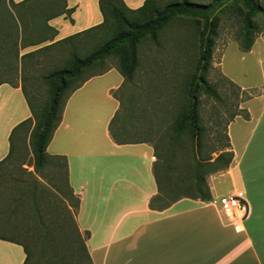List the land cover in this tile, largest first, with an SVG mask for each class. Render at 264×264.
I'll return each instance as SVG.
<instances>
[{"label": "rangeland", "instance_id": "rangeland-1", "mask_svg": "<svg viewBox=\"0 0 264 264\" xmlns=\"http://www.w3.org/2000/svg\"><path fill=\"white\" fill-rule=\"evenodd\" d=\"M194 1L210 5L215 0ZM262 2L264 4V0ZM46 4L43 8L37 5L38 8L31 11L12 9L10 12L5 2H0V83L19 84L26 102L28 99L36 109L48 102L50 88L57 84L48 79L50 75L70 68L73 54L84 59L113 36L112 29L101 28L71 41L26 47L28 42L46 34L38 25L41 18L45 14H56L58 3L48 0ZM238 6L237 0L215 3L217 34L210 66L203 79L217 92L219 100L206 94L201 83L196 100L189 94V84L200 56L203 28V24L194 18H174L158 30L156 42L149 36L139 40L138 67L133 79L124 81L121 90L115 92L121 107L112 124V132L118 131L119 124H124L126 141L149 142L160 162L171 163V178L180 175L185 179L181 195H188L187 184L192 181L196 166L188 132L173 142V125L179 113L196 101L197 130L194 133H199L197 154L200 159L209 158L212 162L227 143L228 123L234 115L244 118L246 112L241 110L242 104H247L245 109L250 108L255 117L264 104V35L256 38L250 52L240 50L236 41L240 27L235 10ZM258 23L264 33V14L258 18ZM119 61V54L111 53L70 81V89L100 72L103 74L111 68L118 70ZM247 98L250 99L245 100ZM10 111L5 108L4 114ZM243 126L247 127L242 120H236L231 129L239 151ZM19 132H14L11 138L15 144L12 143L14 152L11 158L0 166V236L25 245L31 254L30 264H87L80 245L75 241V200L66 188L64 164L50 161L36 169L29 140L25 145L21 143ZM215 175L205 176L207 184ZM219 179L212 180L216 188L224 187V179ZM13 199L23 205L13 214L16 217L7 219L15 205Z\"/></svg>", "mask_w": 264, "mask_h": 264}, {"label": "crops", "instance_id": "crops-1", "mask_svg": "<svg viewBox=\"0 0 264 264\" xmlns=\"http://www.w3.org/2000/svg\"><path fill=\"white\" fill-rule=\"evenodd\" d=\"M2 1L11 12L43 8L48 0ZM54 1L58 3L55 13L61 15L45 14L38 25L46 34L26 47L56 44L103 22L99 0ZM122 1L136 10L145 0ZM124 81L115 68L87 79L67 98L46 149L51 161L66 165V188L75 200L78 231L88 233L85 247L91 263L264 264V104L256 117L242 104L247 118L238 115L228 123L224 151L232 153V159L226 170L211 176L213 181L224 179V187L216 188L212 180L207 184L211 198L244 193L249 214L237 233L210 201L181 198L162 210L150 207L158 194L153 146L146 141L117 144L109 133L121 107L115 92ZM5 108L11 111L4 114ZM29 118L21 86L1 82L0 162L9 154L12 130ZM236 120L247 126L241 127L240 151L231 133ZM25 260L23 246L0 240V264H24Z\"/></svg>", "mask_w": 264, "mask_h": 264}, {"label": "trees", "instance_id": "trees-1", "mask_svg": "<svg viewBox=\"0 0 264 264\" xmlns=\"http://www.w3.org/2000/svg\"><path fill=\"white\" fill-rule=\"evenodd\" d=\"M238 6L235 10L240 19V27L237 33L236 41L242 52L248 53L252 50L256 38L259 35H264L261 32V27L258 23V18L264 14V4L262 0H237ZM222 3V0H215L210 5H203L196 3L194 0H145L143 5L131 10L125 6L122 0H99V10L103 17V22L99 26L93 27L78 35L69 37L62 42L71 41L76 37L83 36L94 32L101 28L112 29V39L101 47L98 51L90 54L82 59L73 54L70 68L53 73L48 78L51 81L57 82L55 86L50 88V99L43 104L40 109H36L31 105L27 99V104L31 111V118L20 123L10 134L9 137V154L7 158L0 162V166L5 164L14 152L11 138L14 132L20 130L18 139L25 145L31 147V153L34 158V167L36 169L42 168L46 163L53 158L46 153L47 146L53 138V135L61 122L62 112L65 102L69 95L78 89L86 80L79 86L70 89V81L77 78L84 70L89 69L96 63L102 62L107 56L113 52H117L120 57L118 71L126 81L133 79V76L138 67L137 44L142 38L149 36L156 42V34L163 26L168 24L174 18H194L196 21L203 24L200 33V56L198 58L194 74L189 84V94L196 100V93L199 83H201L204 92L209 94L214 99L219 100V95L204 79V74L207 72L211 62V56L214 47V38L218 27V18L215 16V3ZM71 11L65 14L69 15ZM57 13L55 16H60ZM32 54V53H30ZM26 56V55H25ZM102 74V73H101ZM89 79V78H88ZM230 85H234L229 81ZM235 86V85H234ZM251 98V97H250ZM247 98L245 100H248ZM197 104L196 101L191 105L185 107L178 115L174 125V143L179 141L182 134H189L191 142V156L196 168L193 170L194 177L192 181H188V195H181L182 185L185 184V179L180 175L171 178V163L160 162L159 157L155 155L156 161L154 163V177L157 185V196L151 201L150 207L157 209H165L172 203L181 198L198 199L202 202L211 201V195L208 185L205 180L206 175L226 170L231 162L232 153L225 152L228 147V136L226 145L220 151V154L210 162L209 158L200 159L198 150L199 133H194L197 126L196 115ZM118 114L112 120L109 126V133L113 141L117 144H128L126 141L124 124H119L116 132H112V124L116 120ZM238 115H234L235 118ZM247 118V113L244 116ZM14 144V143H13ZM15 145V144H14ZM197 148V149H196ZM224 149V150H223ZM223 150V151H222ZM65 174H66V165ZM165 171V174H164ZM180 180L178 181V178ZM65 183L67 184V177L65 176ZM0 199L2 195L0 194ZM14 207L10 210L11 214H16V209L23 204L22 202L13 199ZM76 208V207H75ZM17 215H7V219L14 218ZM2 219H5L1 217ZM6 220V219H5ZM74 228L77 231L75 241L80 245L81 251L84 253L87 264H92L88 256L85 240L88 238V233L84 234V239H81V233L75 223V215H73ZM0 240L10 241L23 246L26 253V260L24 264H30L31 257L28 248L22 243L0 236Z\"/></svg>", "mask_w": 264, "mask_h": 264}, {"label": "built area", "instance_id": "built-area-1", "mask_svg": "<svg viewBox=\"0 0 264 264\" xmlns=\"http://www.w3.org/2000/svg\"><path fill=\"white\" fill-rule=\"evenodd\" d=\"M210 203L220 209L226 222L235 232H241L242 224L249 214V207L242 191L212 198Z\"/></svg>", "mask_w": 264, "mask_h": 264}]
</instances>
